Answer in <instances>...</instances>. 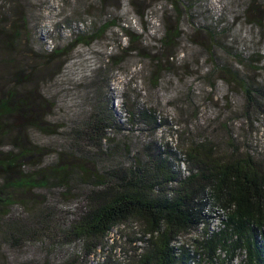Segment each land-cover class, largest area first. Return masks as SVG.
<instances>
[{"label": "trees", "instance_id": "obj_1", "mask_svg": "<svg viewBox=\"0 0 264 264\" xmlns=\"http://www.w3.org/2000/svg\"><path fill=\"white\" fill-rule=\"evenodd\" d=\"M165 2L173 5L177 20L165 24L162 18L161 24H156L161 33L158 40L167 51L158 59L154 56L157 69L149 72L151 85L157 87L159 67L168 73L174 70L169 60L175 53L171 46L181 37L178 18L184 17L194 31L206 32L225 53L218 54L214 44L206 50L210 68L204 80L214 86V73H225L228 84L238 86L242 94L241 116L251 122L264 119V79L251 78L248 71L229 68L223 61L231 57L236 64L251 65L255 62L250 54L218 41L214 28L192 12L187 0ZM20 15L19 25L15 18L0 20V36L7 46L0 50L4 72L22 74V83L0 95V139H5L6 147L0 149V243L13 248L24 243L38 245L45 252L40 264H88L90 256L107 246L111 229L137 225L139 235L130 240L139 239L142 246H131L128 258L109 256L96 264H230L238 255L242 258L239 264H264V150L236 140L233 133L224 137L226 121L212 126L211 133L198 131L194 137L184 131L177 139L175 124L156 104L142 105L127 110L131 123L136 120L145 125L144 133L134 140L120 134L124 128L115 127L107 107L102 110L98 102L96 111L71 137V148L63 152L71 160L63 161L62 153L48 161L30 160L34 152L44 157V148L28 135L29 129L47 131L44 103L49 99L39 86L47 82L50 59L57 58L65 47L38 53L28 47L33 63L28 69L17 66V56L11 54H25L23 43L28 41V20L24 13ZM126 21L103 22L90 33H76L71 48L78 43L89 45L114 27L123 31L130 43L133 36L138 41L140 36L126 27ZM245 21L264 28L260 20ZM119 47L133 52L128 45ZM116 57L110 55L108 60L113 62ZM16 87L23 88L20 94ZM192 111L185 122L196 117ZM54 133V129L49 132ZM111 134L119 138L114 140ZM121 145L123 151L119 150ZM28 190L37 191L41 207L36 204L33 209L31 205V212L24 216L15 209L29 202L25 197ZM57 191L65 204L82 202L78 211L61 223L54 220V201L47 199V195L54 199ZM210 204L221 207L226 217L217 230H210L212 216L206 211ZM63 247L67 255L63 253L55 262ZM54 254L57 256L52 263L49 256Z\"/></svg>", "mask_w": 264, "mask_h": 264}, {"label": "rangeland", "instance_id": "obj_2", "mask_svg": "<svg viewBox=\"0 0 264 264\" xmlns=\"http://www.w3.org/2000/svg\"><path fill=\"white\" fill-rule=\"evenodd\" d=\"M187 1L193 7L192 12L198 13L210 29L214 28L218 41L233 50L250 54L255 62L242 66L227 57L223 61L229 64L228 67L242 73L248 71L251 78L258 76L264 79V28L245 21L254 19L264 23V0ZM16 9L18 12L14 14ZM172 9L173 5L165 0L0 1V20L15 18L19 25L22 21L21 12L28 20V27L25 28L28 41L23 43L27 52L19 56L11 54L17 56V66H27L28 69L33 63L28 47L37 53L65 47L64 51L57 53L59 56L54 55L57 58L50 59L47 82L39 86L42 94L49 99L48 103H44L47 131L29 129L28 135L34 144L44 148V157L34 152L30 160L48 161L53 157L55 159L58 153H62L63 161L71 160L72 158L63 152L71 148V137L87 122L88 116L96 111L98 102L102 110L107 107L106 113L112 117L114 126L124 128L120 134H126L134 140L135 137L140 138L138 134L144 133L142 129L145 125L136 120L131 123L127 110L156 104L162 114L167 115L173 124H178L177 127L173 125V133L177 139L184 131L191 132L194 137H197L198 131L211 133L212 126L216 127L219 122L226 121L228 131L222 133L224 137L228 138L233 133L236 140L257 147L258 151L264 150V119L257 118L251 122L241 116L242 94L238 86L228 84L224 77L227 75L223 72L214 73V86L203 78L210 68L206 50L213 48L214 44L218 47V54L225 56V53L219 50L220 46L212 41L206 32L194 31L184 17L178 18L181 37L175 46H171L175 53L169 60L174 63V70L168 73L162 66L159 67L157 72L160 74V80L157 87L151 85L149 72L157 69L155 57L158 59L167 51L158 40L161 33L160 26L156 24H161L162 18L165 24H174L177 16ZM125 19L126 27L140 36L138 41L134 40L133 36V42L130 43L128 38L124 37V32L114 27L103 35L100 34L101 37L95 38L89 45L78 43L71 48L70 42L76 33H90L99 23H115ZM4 41V37L0 36V50L7 47ZM120 44L122 47L130 46L133 52L121 50ZM108 55L118 57L111 62ZM2 62L0 59V95L22 83V74L5 73ZM22 89L16 87V92L20 94ZM192 110H195L196 117L192 122H185L187 115L191 116L193 113ZM174 120L178 123H174ZM17 125L21 128L22 124L19 121ZM51 129H54V134H49ZM110 137L116 136L111 134ZM0 144V149H6L4 138L0 139ZM119 150L123 151L124 146L121 145ZM25 195L29 202L18 204L15 209L24 216L28 215V211L31 212V208L34 209L36 204L35 207L40 206L37 203V191L28 190ZM47 199L54 201V220L60 219L59 223L62 219L72 217L82 205V202L65 204L62 202L65 199L60 197L59 191L54 194V199L51 195H47ZM225 218L223 214L213 230L222 227ZM136 227L137 225L132 228L119 226L111 229L107 246L90 256L88 264L108 260L109 256L117 259L128 258V255L132 254L131 246H142L139 239L133 242L130 240L139 235ZM199 234L200 232L193 234L191 238ZM63 253L64 256L67 255L66 247L61 249L59 256H49V261L54 263L57 256L56 262ZM220 254L223 255V252L220 251ZM44 255V250L32 243H24L18 248L0 243V264H40V258ZM241 259V255H238L230 264H239Z\"/></svg>", "mask_w": 264, "mask_h": 264}, {"label": "built area", "instance_id": "obj_3", "mask_svg": "<svg viewBox=\"0 0 264 264\" xmlns=\"http://www.w3.org/2000/svg\"><path fill=\"white\" fill-rule=\"evenodd\" d=\"M207 212L209 214H211L212 219H211V225H210V230H213L214 227L217 225V223L219 222L221 216L224 214V211L222 210L221 207L218 206H214L211 204L209 206H207Z\"/></svg>", "mask_w": 264, "mask_h": 264}]
</instances>
